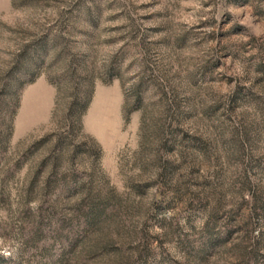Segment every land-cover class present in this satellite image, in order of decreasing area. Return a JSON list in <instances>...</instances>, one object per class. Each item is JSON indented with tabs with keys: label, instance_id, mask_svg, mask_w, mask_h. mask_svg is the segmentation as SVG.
Returning <instances> with one entry per match:
<instances>
[{
	"label": "rangeland",
	"instance_id": "1",
	"mask_svg": "<svg viewBox=\"0 0 264 264\" xmlns=\"http://www.w3.org/2000/svg\"><path fill=\"white\" fill-rule=\"evenodd\" d=\"M0 264H264V0H0Z\"/></svg>",
	"mask_w": 264,
	"mask_h": 264
}]
</instances>
